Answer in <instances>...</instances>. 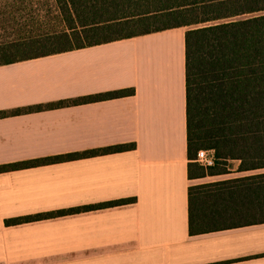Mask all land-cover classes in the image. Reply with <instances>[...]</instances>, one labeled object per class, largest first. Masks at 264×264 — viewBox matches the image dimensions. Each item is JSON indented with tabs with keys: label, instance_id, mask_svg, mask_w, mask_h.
I'll list each match as a JSON object with an SVG mask.
<instances>
[{
	"label": "crops",
	"instance_id": "1",
	"mask_svg": "<svg viewBox=\"0 0 264 264\" xmlns=\"http://www.w3.org/2000/svg\"><path fill=\"white\" fill-rule=\"evenodd\" d=\"M186 31L0 66V112L22 111L0 118V167L136 146L0 172V264H264V223L189 232V188L205 178H189ZM125 89L134 95L83 101Z\"/></svg>",
	"mask_w": 264,
	"mask_h": 264
},
{
	"label": "trees",
	"instance_id": "2",
	"mask_svg": "<svg viewBox=\"0 0 264 264\" xmlns=\"http://www.w3.org/2000/svg\"><path fill=\"white\" fill-rule=\"evenodd\" d=\"M22 20L26 22L25 29L18 27ZM40 20L44 23L37 27ZM0 26V66L188 28L185 49L189 178L251 173L190 187L189 232L200 235L264 223V172L253 173L264 170V0H0ZM27 26L30 28L26 30ZM134 92L119 90L83 101L123 98ZM21 112H0V118ZM135 148L119 145L5 165L0 172ZM200 150L214 151L213 167L204 168L196 161ZM232 162H239L236 170ZM132 201L21 217L5 224L14 226Z\"/></svg>",
	"mask_w": 264,
	"mask_h": 264
},
{
	"label": "rangeland",
	"instance_id": "3",
	"mask_svg": "<svg viewBox=\"0 0 264 264\" xmlns=\"http://www.w3.org/2000/svg\"><path fill=\"white\" fill-rule=\"evenodd\" d=\"M41 23H44L42 20L38 21V23L36 22V26L37 27H40ZM25 25H26V22H23L22 20V23H20V26H18L19 28H22V29H25ZM53 25V23H52ZM0 28H3V26H0ZM30 27H26V30L29 29ZM188 29V28H187ZM3 29H0V33H2ZM239 165V162H232V167L234 168V170H236V168L238 167ZM261 172H264V170H260V171H256V172H253V173H261ZM251 173H230L228 175H223V176H214V177H207L205 179H202L200 181H197V183H199V185L201 184H207V183H215V182H218V181H222V180H226V179H231V178H237V177H242V176H247Z\"/></svg>",
	"mask_w": 264,
	"mask_h": 264
},
{
	"label": "built area",
	"instance_id": "4",
	"mask_svg": "<svg viewBox=\"0 0 264 264\" xmlns=\"http://www.w3.org/2000/svg\"><path fill=\"white\" fill-rule=\"evenodd\" d=\"M204 168H210L215 165V153L213 150H200L196 160Z\"/></svg>",
	"mask_w": 264,
	"mask_h": 264
}]
</instances>
